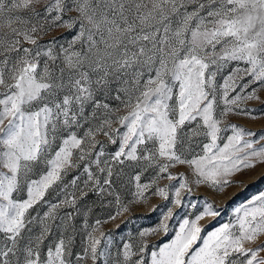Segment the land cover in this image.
<instances>
[{
	"label": "snow or ice",
	"instance_id": "snow-or-ice-1",
	"mask_svg": "<svg viewBox=\"0 0 264 264\" xmlns=\"http://www.w3.org/2000/svg\"><path fill=\"white\" fill-rule=\"evenodd\" d=\"M58 28L76 31L66 45L56 38L40 43ZM233 62L218 85L217 75ZM245 76L251 79L240 83ZM253 84L258 87L247 91ZM260 89L264 0H0V264H264V192L201 236L200 221L219 214L205 201L170 241L152 249L146 237L168 233L172 207L114 254L102 230L130 203L147 202L153 186L152 194L164 200L171 191L175 206L192 184L223 192L238 173L264 164V144L256 146L264 133L225 124L233 112L256 119L242 105L259 100ZM98 96L119 103L112 107ZM100 135L119 141L107 159L97 149ZM84 161L82 186L79 176L64 184ZM117 165L140 169L131 176L135 192L128 203L110 191L123 173ZM177 165L191 170V184L188 176L172 174ZM148 169L154 175L141 183ZM161 179L178 183L160 187ZM54 185L61 198L45 201ZM89 191L113 195L115 213L85 223L79 254L73 213H66L45 251L58 209L75 208ZM41 201L48 210L32 215Z\"/></svg>",
	"mask_w": 264,
	"mask_h": 264
},
{
	"label": "rangeland",
	"instance_id": "rangeland-1",
	"mask_svg": "<svg viewBox=\"0 0 264 264\" xmlns=\"http://www.w3.org/2000/svg\"><path fill=\"white\" fill-rule=\"evenodd\" d=\"M70 15L75 16L76 13H71ZM67 18V17H66ZM75 29L69 31L66 28L54 29L47 36H45L40 43H46L47 41L56 38L58 43L67 44L68 39H70L75 33ZM235 66V62L229 64L216 77V83L218 85L222 84L223 78L232 70ZM243 66V65H241ZM251 77L245 76L240 83L246 84ZM258 84L251 85L247 91H251L252 88H257ZM240 92V88H237L235 92L230 93V97L235 96ZM259 100H252L246 102L242 105L243 108L251 110L252 113L257 117L256 119H251L243 114H236V112L229 113L225 118L226 125H236L242 127L248 131L254 132L257 135L264 133V89H260L257 93ZM99 100L103 103H108L112 107L118 105V101L109 96H98ZM219 99V98H218ZM223 105H221L222 107ZM239 111V110H237ZM124 113L121 112L120 115ZM225 125H222L224 127ZM114 127H119V125H114ZM83 132V129L79 130ZM231 132H222L221 135H230ZM100 143L97 145V149L103 147L105 156L101 159H107L109 154L117 150L119 141L116 144L108 141L107 137L100 135L97 137ZM255 139V137H252ZM223 143V141H221ZM264 144L261 141L256 146L260 147ZM197 151L199 149L197 148ZM95 155V153H93ZM87 161L79 162L77 168L68 171L67 176L64 177L63 183L68 184L70 181L79 176L80 180L78 184L82 186V182L85 179L84 167ZM117 168H122V175L117 178L114 176V183L110 191L118 193L121 197V201L128 203L133 199V193L135 192V182L131 179V176L139 172L140 169H133L127 165H117ZM92 170L95 171V165H92ZM173 175L184 174L188 176L190 184L194 180L191 175V170L187 165H177L175 168L170 169ZM154 175L153 169H148L144 171L141 175V183H148L149 180ZM103 179V177H100ZM235 183L227 187L223 192H217L213 189L207 187L206 185L196 186L192 184V192L183 191L181 193L182 203L180 205L173 206L171 201L174 199L173 193L169 192V199L164 200L159 196L153 195L155 186L145 193L149 197L147 202H137L129 204V211L124 213L122 216L117 217L116 220L108 221L102 225L103 232L111 238L112 247L111 251L115 253L118 247H122L124 243L132 242L135 244L139 240V233L145 229L154 228L161 220L162 215L166 212L168 207H172L173 216L167 221L169 226V231L167 234L160 232L155 235H150L146 237L149 249L153 246L161 245L165 242L170 241L175 234V231L179 223L184 218H194L198 213H200L205 205V201L211 202L214 205L215 211L219 214L215 217H205L200 221V226L202 228L201 236H205L207 233L219 227L223 223H227L229 219L234 218V210L246 203L252 197L264 192V164H257L256 167L244 170L238 173L234 178ZM178 181L167 179H161L159 182L160 187H169L177 184ZM62 189H58L56 185L49 189L48 193L45 195V201L51 203H56L60 198V192ZM69 192L72 191L71 188L68 189ZM79 196V193H77ZM116 203L113 195H97L95 192L89 191L86 196L80 197L77 201L75 208L68 206H62L58 209V219L53 225V229L48 238L44 241L42 246L46 251L47 246L50 241L56 239L60 233L56 229V224L60 223V218H64L66 213H73L71 223L75 225L74 232V242H73V252L79 254L83 246V240L86 236V230L84 228L85 223L88 225H93L97 219L106 220L110 215L114 214L116 211ZM48 210V205L41 201L36 204L33 209L30 210L31 214L34 216H42ZM32 227V226H30ZM39 230V226L33 227V233ZM90 230V229H88ZM104 241H101V247L104 245ZM198 246V245H197ZM264 255V253H261Z\"/></svg>",
	"mask_w": 264,
	"mask_h": 264
}]
</instances>
